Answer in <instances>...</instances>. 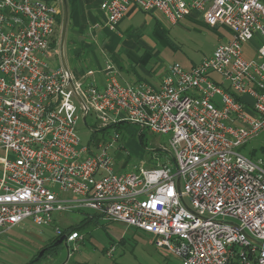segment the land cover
<instances>
[{
	"label": "built area",
	"instance_id": "1",
	"mask_svg": "<svg viewBox=\"0 0 264 264\" xmlns=\"http://www.w3.org/2000/svg\"><path fill=\"white\" fill-rule=\"evenodd\" d=\"M58 6L0 0V234L88 210L154 235L181 264H264V151L255 159L238 151L264 131V1L102 0L109 29L134 6L171 24L197 12L231 30L197 65H169L158 87L122 85L109 59L102 88L49 68ZM83 112L98 128L128 122L168 134L171 160L116 172L109 149L119 134L83 145ZM66 233V244L81 238Z\"/></svg>",
	"mask_w": 264,
	"mask_h": 264
},
{
	"label": "rangeland",
	"instance_id": "2",
	"mask_svg": "<svg viewBox=\"0 0 264 264\" xmlns=\"http://www.w3.org/2000/svg\"><path fill=\"white\" fill-rule=\"evenodd\" d=\"M60 4L59 0L60 14L57 19L62 17ZM140 17L144 18L143 15H139ZM153 24L148 17L145 25L134 22V27L142 29L144 34H150ZM162 27L166 30L165 34L168 35L169 41L173 43L172 46L177 48L176 52L166 53L168 55L164 56V61L167 64L176 62L184 68H188L190 61L198 63L207 57L217 44L232 39V32L228 26L211 27L190 23L185 17L179 21V24L167 27L163 23ZM55 38L59 41L60 24L56 25ZM250 42L245 45L251 46L253 41ZM253 44L252 49L255 51L257 44ZM55 49L59 51V48H51L46 55L49 68H56L60 65L59 55H56ZM249 53L250 51L245 49L246 57ZM63 55L64 59L70 62L71 59L66 51ZM102 63V68H105L104 62ZM77 64L76 62L75 65ZM121 84L125 85L123 82ZM75 103L78 105V101ZM86 120L88 124H93L91 115H87ZM90 131L86 123L80 119L78 133L83 145L89 144ZM140 131L143 133L142 141L138 137ZM115 132L119 134V138L113 142L109 151L113 156L116 172L135 170L139 166L153 168L162 162L171 160L168 152V134L152 133L146 128L141 129L139 125L123 122L118 126H109L98 131L97 135L109 141ZM238 151L251 159L263 158L264 131L238 148ZM4 155V149L0 148V171ZM172 169L175 171L174 166ZM82 211L72 209L55 212L52 224L45 227L25 224L7 229L0 234V264L29 262L30 257L38 248L52 243L55 226L63 228L70 225L79 226L77 230L81 238L66 245L62 243L56 254L46 256L37 264H74L85 261L89 264H181L180 260L173 257L164 247L155 244L154 235L136 231L123 223L108 221L100 216L81 224ZM87 212L93 214L92 211L87 210Z\"/></svg>",
	"mask_w": 264,
	"mask_h": 264
},
{
	"label": "crops",
	"instance_id": "3",
	"mask_svg": "<svg viewBox=\"0 0 264 264\" xmlns=\"http://www.w3.org/2000/svg\"><path fill=\"white\" fill-rule=\"evenodd\" d=\"M101 3L102 0H76L68 12L63 54L66 51L71 59L70 62L65 59V63L72 79L83 86L94 85L102 88L105 80L102 62L105 64V60L109 59L116 71V78L121 83L143 82L151 87H158L168 66L172 64H167L164 61V56L168 55L166 54L168 52L177 51V48L172 46L173 43L169 41L168 35L165 34L166 30L162 27L163 23L167 27L173 23L166 21L157 12L144 13L131 6L120 23L117 24V28L109 29ZM139 15H143L144 18H139ZM148 17L154 23L153 29L150 34H144L142 29L134 27V22L145 25ZM185 18L190 23L207 26L202 22V16L197 12H192ZM156 21L160 27L156 25ZM179 21L175 24H179ZM54 40H56L55 47L50 45V48H60V38L58 41L55 38V33L52 38V41ZM251 41L258 45L257 39ZM253 43L251 46L249 44L244 46V53L245 49L250 51L248 57H252L254 54ZM213 50L214 48L208 56L212 54ZM57 52L58 56L59 51ZM76 62L77 65H75ZM198 63L190 61L186 69Z\"/></svg>",
	"mask_w": 264,
	"mask_h": 264
},
{
	"label": "trees",
	"instance_id": "4",
	"mask_svg": "<svg viewBox=\"0 0 264 264\" xmlns=\"http://www.w3.org/2000/svg\"><path fill=\"white\" fill-rule=\"evenodd\" d=\"M75 1L76 0H66V2H67V7H68V12H69V10L73 7V5H74V3H75ZM264 1V0H263ZM57 20V24L59 25L60 24V22H61V16H60V18L59 19H56ZM156 25L158 26V27H160V24L156 21ZM55 43H56V40H54V41H52L51 42V47H55ZM87 118V117H86ZM87 121V120H86ZM85 121V123H86V125H87V127L91 130L90 132V137H89V142L90 141H92V140H94V139H96V138H99L98 137V135H97V132L98 131H102V130H104L105 128H97L96 127V124L93 122V124H88L87 122ZM119 124H116L115 126H118ZM142 131H140L139 133H138V137H139V140L140 141H142ZM142 143V142H141ZM82 214H83V220H81V224H83L86 220H88V218L92 215V217H91V221L95 218V217H97L98 215L97 214H95V213H93V214H90L89 212H87V211H82ZM85 224V223H84ZM61 228V227H60ZM79 228V226H75V227H73L72 225H70V226H67V227H63V228H61L63 231V233L64 232H67V231H70V230H75V231H78L77 229ZM136 230V229H135ZM136 231H138V230H136ZM62 236V234L61 235H59V236H56V235H54L53 236V238H52V243H50V244H46V245H44V246H41L40 248H38V250L37 251H35L33 254H32V256L30 257V259H32L33 257H35L38 253H39V251L41 250V249H44L43 250V254H42V256H41V258L38 260V261H36V262H32V264H37L39 261H41L42 259H44L46 256H52V255H54V254H56L57 252H58V250L61 248V245L62 244H59V245H53V243L55 242V241H57L60 237ZM27 263V262H26ZM26 263H24V264H26ZM74 264H89V263H86V261L85 262H82V263H80V262H75Z\"/></svg>",
	"mask_w": 264,
	"mask_h": 264
},
{
	"label": "water",
	"instance_id": "5",
	"mask_svg": "<svg viewBox=\"0 0 264 264\" xmlns=\"http://www.w3.org/2000/svg\"><path fill=\"white\" fill-rule=\"evenodd\" d=\"M60 3H61V6H62V17H61V23H60V48H59L60 63H61V66L64 68V70H66L68 72V74H69V70H68V68L66 66L64 55H63V42H64L63 40L65 38V31H66V25H67L68 7H67L66 0H60ZM69 82H70L71 85H73V82H72L71 78H69ZM78 100L80 102H82V100L80 99L79 96H78ZM86 117H87L86 113L83 112L82 116H81V120L83 122H85L86 121ZM176 186H177V191L180 192L178 179H177V182H176ZM179 198L181 200L180 202H182L187 207V205L183 202L182 197L180 196ZM91 217H92V215L88 218V221L91 219ZM66 237H67V233L65 232L64 234H62V236L57 241H55L53 243V245H59V244H62V243H64L66 245V243H65ZM249 240L253 241L254 243H256L258 245H261V242H259L257 240H254L252 238H249ZM43 250L44 249H41L39 251V253L35 257H33L29 262H27L26 264H32V262L38 261L41 258L42 254H43Z\"/></svg>",
	"mask_w": 264,
	"mask_h": 264
}]
</instances>
